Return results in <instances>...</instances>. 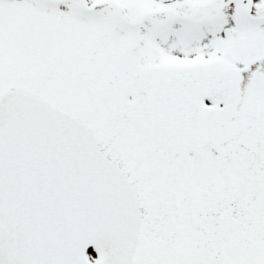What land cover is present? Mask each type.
Returning <instances> with one entry per match:
<instances>
[{
  "label": "snow or ice",
  "instance_id": "6c2138e0",
  "mask_svg": "<svg viewBox=\"0 0 264 264\" xmlns=\"http://www.w3.org/2000/svg\"><path fill=\"white\" fill-rule=\"evenodd\" d=\"M0 264H264V0H0Z\"/></svg>",
  "mask_w": 264,
  "mask_h": 264
}]
</instances>
